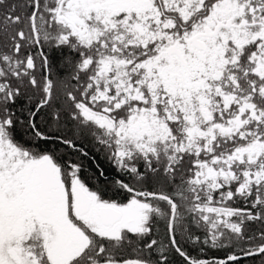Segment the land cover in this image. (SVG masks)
Masks as SVG:
<instances>
[{
    "label": "snow or ice",
    "instance_id": "1",
    "mask_svg": "<svg viewBox=\"0 0 264 264\" xmlns=\"http://www.w3.org/2000/svg\"><path fill=\"white\" fill-rule=\"evenodd\" d=\"M0 264H264V0H0Z\"/></svg>",
    "mask_w": 264,
    "mask_h": 264
}]
</instances>
